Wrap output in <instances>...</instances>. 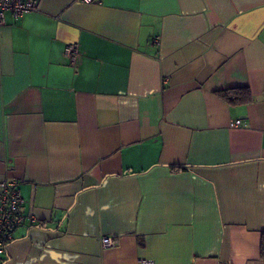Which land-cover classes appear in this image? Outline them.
Masks as SVG:
<instances>
[{
  "label": "crops",
  "instance_id": "0c3cea01",
  "mask_svg": "<svg viewBox=\"0 0 264 264\" xmlns=\"http://www.w3.org/2000/svg\"><path fill=\"white\" fill-rule=\"evenodd\" d=\"M34 1L0 28L5 264H264V0Z\"/></svg>",
  "mask_w": 264,
  "mask_h": 264
},
{
  "label": "built area",
  "instance_id": "2783aa9c",
  "mask_svg": "<svg viewBox=\"0 0 264 264\" xmlns=\"http://www.w3.org/2000/svg\"><path fill=\"white\" fill-rule=\"evenodd\" d=\"M84 4L99 3L101 0H80ZM36 10L34 0H0V28L5 25V15L11 13L15 20L23 17L27 13ZM65 56L70 65H75L78 58V44L70 43L65 47ZM240 124L239 120L231 121L230 126L236 127ZM23 198L21 197L18 185L14 181H3L0 183V258H4L1 264H5L6 255L10 245L13 243V233L21 225L25 216L22 211ZM111 237H104L101 246L111 248L114 246ZM139 264H154L152 260L142 259Z\"/></svg>",
  "mask_w": 264,
  "mask_h": 264
},
{
  "label": "trees",
  "instance_id": "16d2710c",
  "mask_svg": "<svg viewBox=\"0 0 264 264\" xmlns=\"http://www.w3.org/2000/svg\"><path fill=\"white\" fill-rule=\"evenodd\" d=\"M220 95L227 100L230 99L232 103H244L250 100V93L248 90H232L225 93H221ZM260 255L261 258L264 259V232L261 233Z\"/></svg>",
  "mask_w": 264,
  "mask_h": 264
}]
</instances>
